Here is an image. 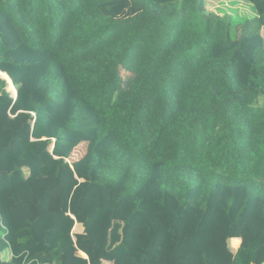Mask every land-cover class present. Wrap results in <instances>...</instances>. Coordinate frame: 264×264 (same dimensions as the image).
Instances as JSON below:
<instances>
[{
  "label": "trees",
  "instance_id": "1",
  "mask_svg": "<svg viewBox=\"0 0 264 264\" xmlns=\"http://www.w3.org/2000/svg\"><path fill=\"white\" fill-rule=\"evenodd\" d=\"M246 1L0 0V264H264Z\"/></svg>",
  "mask_w": 264,
  "mask_h": 264
},
{
  "label": "rangeland",
  "instance_id": "2",
  "mask_svg": "<svg viewBox=\"0 0 264 264\" xmlns=\"http://www.w3.org/2000/svg\"><path fill=\"white\" fill-rule=\"evenodd\" d=\"M205 8L208 13L216 14L219 16H230L237 23H239L242 19L252 18L255 14L252 6L246 0H206ZM132 13L133 12L131 10H128L124 14H122V16H129ZM261 35L264 39V29L261 31ZM0 80L2 79L0 78ZM6 91L13 95L12 92L8 91L7 87ZM73 159L74 158L71 157L69 159V162L72 163L73 161H75ZM75 231L79 232L80 230L77 228ZM231 249L234 250L232 247Z\"/></svg>",
  "mask_w": 264,
  "mask_h": 264
},
{
  "label": "water",
  "instance_id": "3",
  "mask_svg": "<svg viewBox=\"0 0 264 264\" xmlns=\"http://www.w3.org/2000/svg\"><path fill=\"white\" fill-rule=\"evenodd\" d=\"M0 73H1V72H0ZM11 96H12V98L16 99V97H17V93H16V91H14V94L11 95ZM50 150H52V147H50Z\"/></svg>",
  "mask_w": 264,
  "mask_h": 264
},
{
  "label": "bare ground",
  "instance_id": "4",
  "mask_svg": "<svg viewBox=\"0 0 264 264\" xmlns=\"http://www.w3.org/2000/svg\"><path fill=\"white\" fill-rule=\"evenodd\" d=\"M4 79H2V81H3ZM5 81V83H6V85H7V88L9 89V85H8V82L6 81V80H4ZM11 86H12V84H11ZM13 87V86H12ZM9 91V90H8ZM14 91H15V89H14Z\"/></svg>",
  "mask_w": 264,
  "mask_h": 264
},
{
  "label": "built area",
  "instance_id": "5",
  "mask_svg": "<svg viewBox=\"0 0 264 264\" xmlns=\"http://www.w3.org/2000/svg\"><path fill=\"white\" fill-rule=\"evenodd\" d=\"M103 264H110V263H108V262H104Z\"/></svg>",
  "mask_w": 264,
  "mask_h": 264
}]
</instances>
